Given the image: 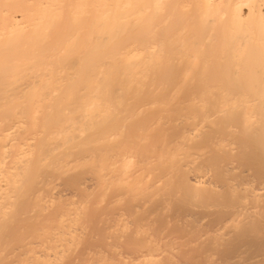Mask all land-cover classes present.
<instances>
[{
    "label": "bare ground",
    "instance_id": "6f19581e",
    "mask_svg": "<svg viewBox=\"0 0 264 264\" xmlns=\"http://www.w3.org/2000/svg\"><path fill=\"white\" fill-rule=\"evenodd\" d=\"M0 264H264V0H0Z\"/></svg>",
    "mask_w": 264,
    "mask_h": 264
}]
</instances>
